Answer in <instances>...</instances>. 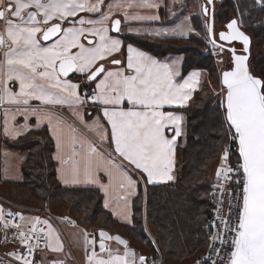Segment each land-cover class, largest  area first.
<instances>
[{
	"label": "snow or ice",
	"instance_id": "obj_1",
	"mask_svg": "<svg viewBox=\"0 0 264 264\" xmlns=\"http://www.w3.org/2000/svg\"><path fill=\"white\" fill-rule=\"evenodd\" d=\"M212 3L213 0H206L203 8L206 15V5ZM133 7L151 9L162 5L153 0H138V3L133 0L116 3L0 0V21L4 22L7 36L5 39L0 33V45H8L4 52L5 70L0 71V105H4L0 128L4 138L15 140L33 130L30 117L36 120V130L46 121L55 141V152L50 159L59 165L58 180L64 186L94 185L104 195L106 209L116 190L125 193L120 199L127 209L130 194L141 180L146 185L173 180L174 149L182 135L184 119L176 109L186 107L198 87V72L190 73L181 82L175 62L170 64L157 59L133 43L124 44L118 34L125 23L160 20L159 15H130L127 9ZM114 8L124 10L123 21L111 18ZM84 13L98 18H86ZM186 22L187 18L172 29H131L130 34L183 37L182 25ZM226 29L219 33L218 46L221 54L230 53L231 64L222 73L221 95L225 101L224 123L232 143H236L237 162L235 166L224 163L230 160L229 144L216 173V190L221 193V200L208 228L217 230L214 241L231 249L224 253L226 264H264V74L256 76L250 70L249 56L243 54L249 52L250 38L238 27V21L232 19ZM208 33L217 46L212 27L208 28ZM236 41L243 44L242 54H237L234 47H225ZM72 73L86 79L74 83L69 79ZM17 83L19 90L14 91ZM90 84H95V88L89 90L87 85ZM81 87H84L83 93ZM30 100L39 104L32 106ZM57 105H69L80 127L68 123L62 113L48 107ZM84 105L99 108L100 115L91 122L85 120ZM166 107L172 110L165 111ZM17 117L22 118L23 123H15ZM85 133H94L96 139L89 140ZM129 169L138 179H133ZM226 184L234 187L226 189ZM225 191L229 192L230 200L227 214L223 215ZM237 197L233 207L231 201ZM3 215L0 208V217ZM7 215L25 220L20 213L8 212ZM27 224L31 225L27 232L22 225H14L16 238L25 250L6 253L15 258L9 264H37L35 251L41 239L46 241V248L62 250L58 237L55 247L51 243L54 229L49 221L36 217ZM38 224L47 225V230L38 229ZM2 226L8 229L11 225L4 222ZM99 237L100 252H107L108 258L98 259L93 250L87 256L89 264H129L127 257L134 254L127 249V241L119 236L109 237L104 231L99 232ZM33 238L36 245L30 243ZM84 238L87 245L86 231ZM108 238L125 245L123 256L114 255L108 249L103 242ZM0 264H6L5 260L0 259ZM50 264H64V261L54 259ZM131 264L137 261L133 258ZM138 264H147L146 258L139 257Z\"/></svg>",
	"mask_w": 264,
	"mask_h": 264
},
{
	"label": "trees",
	"instance_id": "obj_2",
	"mask_svg": "<svg viewBox=\"0 0 264 264\" xmlns=\"http://www.w3.org/2000/svg\"><path fill=\"white\" fill-rule=\"evenodd\" d=\"M162 11L160 23L168 16L166 8ZM230 12L250 36V70L257 76L264 74V3L260 0H217L213 11L214 27L225 24ZM190 20L195 31L183 37L157 38L139 33L133 36L126 31L119 35L124 44L133 43L157 57L181 54V74L198 68L204 72V78L219 85L221 69L208 47L206 21L199 14H192ZM179 109L184 115V130L176 146L174 178L166 183L145 184L144 189L139 183L132 199L130 223H121L112 217L103 207L102 195L96 187H69L57 181L56 163L50 159L53 142L46 127L30 130L15 140L3 139L9 148L24 151L25 157L20 164L19 180L0 177V196L23 206L44 207L59 203L76 223L86 228L115 230L139 249L145 238L144 216L166 261L191 262L205 245L206 190L210 167L216 163L225 138L226 124L223 101L209 93L204 82L194 91L187 106Z\"/></svg>",
	"mask_w": 264,
	"mask_h": 264
},
{
	"label": "crops",
	"instance_id": "obj_3",
	"mask_svg": "<svg viewBox=\"0 0 264 264\" xmlns=\"http://www.w3.org/2000/svg\"><path fill=\"white\" fill-rule=\"evenodd\" d=\"M167 1L168 0H153V2L155 4L162 5V7H158V8L154 7V8L148 9V8L133 7V8L127 9V11L129 12L130 15H137V14H139V15H159L160 20L158 22H147V21H144V22L125 23L123 25L122 31L130 32L131 29H149V26H148L149 23H153L154 25L155 24H162V23H160V21L162 20V12H163L162 8L163 9L164 8L167 9V15H168V7H167L168 2ZM92 2H95V0H92ZM107 2L116 3V2H119V0H106V3ZM133 2L134 3H138V0H133ZM31 10L35 11V9H31ZM106 10L107 9H105V11ZM83 15H85L86 18H91V19H97L98 18L97 16L91 15V14H88V13H84ZM111 18L112 19L113 18H118V19H121L123 21L124 20V10L114 8ZM153 24H150V25H153ZM0 33H3L5 39H7L6 32H4V22L3 21H0ZM110 34H114V33H110ZM139 34H145V33L141 32ZM146 35L155 36L154 34H146ZM44 46H47V45L45 44ZM7 50H8V45L7 44H5L3 46H0V71H4L5 70L4 69V61H5L4 52H6ZM141 50H143V49H141ZM143 51H145V50H143ZM145 52H147V51H145ZM147 53L152 55V56H154V57H156L157 59H160L162 61H166V62H168L170 64L175 62L176 71L178 73H180V76L178 77V79L181 80V82H182V79L183 78H187L190 73H192L194 71L198 72L199 73V76H198V87L196 88V90L199 89L202 86V83H203V80H204V72L201 69L192 68V69H189L188 71H186L185 73L181 74V72H180L181 61H182L181 58H175L176 55H174V54H167V55H165L163 57H157V56H155V55H153V54H151L149 52H147ZM168 58H171V59H168ZM69 79L72 82L75 83L77 81H84L85 80V76H82V75L76 74V73H72L71 75H69ZM91 88H95V84H91ZM13 90L14 91H18L19 90L18 83L13 86ZM193 93H194V91H193ZM193 93H192V95H193ZM192 95H191V97H192ZM191 97H190V99H191ZM190 99H189V101H190ZM189 101L187 102V104L189 103ZM29 103L32 106H36V105L39 104V102L35 101V100H30ZM3 107H4V105H0V125L3 124ZM48 107L54 108L57 112L62 113L63 117L68 121V123L75 124L76 127H80L79 122L76 121L75 118L73 117L72 110H71L69 105H63V106L57 105V106H48ZM82 109H83V112L85 113V116H84L85 120H87L89 122H91L94 118H96V117H98L100 115V110L97 107H89L87 105H84V106H82ZM164 110L165 111H170L172 109L166 107ZM176 111H178V113L184 117L183 112L179 108L176 109ZM15 123H23L22 118L17 117ZM35 125H36L35 118L30 117V126L32 127V129H35ZM41 127H46V129L48 131V127H47V122L46 121H45L44 125H42ZM80 130L82 132L85 131L83 128H81ZM183 130H184V119L182 121V133H183ZM48 134L51 137L49 131H48ZM85 134L87 135L89 140H95L96 139V136H95L94 133H85ZM3 139H4V136H3L2 128H0V177L3 178V179H9V180H16V179L19 180L20 174H21L20 164H21V162L23 161V159L25 157V152L22 151V150L9 148L5 144ZM8 139H12V138H8ZM66 140H67V137H66ZM52 142H53V150H52V155H53V153L55 152V141L52 140ZM177 142H178V140H177ZM105 147H106V145H105ZM175 154H176V147L174 149L173 167H172V173H171L173 175V177H174L175 167H176V161H175V157L176 156H175ZM55 163H56L55 164V176H56L57 181L61 184V182L57 178V172H56V169L59 167V165H58L57 162H55ZM117 163H119V160H117ZM129 172L132 173V169H129ZM132 174H133V179H138V176L136 174H134V173H132ZM211 175H212V172H211ZM141 181H142L143 184H145L143 180H141ZM105 182H107V178H105ZM158 183H166V182H158ZM68 186L69 187H83V186H93V187H95L94 185H85V184L68 185ZM137 190H138V188H134L132 194H130V199L127 202V204H128V208L127 209L125 207V202L122 199H120V197L124 196L125 193H123L122 191H119V190H116V191L113 192V194L111 196V199H110V207L108 209H106L104 207L105 197L101 193V195H102V205H103V207L106 210H108L111 213L112 217H114L117 221H119L121 223H130V221H131V213H132V211H131L132 199L136 195ZM4 200H5V198L0 196V208H2V205L4 204ZM113 213H116V214L114 215ZM26 216H27L26 220H32V219H34L36 217H39V219L41 221L47 220V217H43L40 214H36V215L35 214L34 215L26 214ZM53 229H54V233H53V237H52L51 243H52L53 247H55L56 243H57L56 237H58L59 238V243L62 245V250L57 252V251H53L51 248H47L48 256H50V257H55V256L59 257L58 254H63V252L68 254L69 249H68V247L66 248L67 245H66L65 241L63 240V237L62 236H61L62 238L59 237V234L55 231V228H53ZM119 236L121 237V235H119ZM70 264H74V263H70Z\"/></svg>",
	"mask_w": 264,
	"mask_h": 264
},
{
	"label": "built area",
	"instance_id": "obj_4",
	"mask_svg": "<svg viewBox=\"0 0 264 264\" xmlns=\"http://www.w3.org/2000/svg\"><path fill=\"white\" fill-rule=\"evenodd\" d=\"M209 50L211 53H214L216 51V47L214 45L209 44ZM89 90H91V87H88ZM81 93L84 91V87H81ZM231 144V155H230V160L225 161L224 163L229 164V166H235L237 162V155H236V143H232V138L228 133L227 125H226V134L225 138L222 143V147L219 151V156L218 159L215 163L217 164L216 170L213 173V176H210L208 187L206 190V201H207V214L206 218L204 221L203 229H204V236H205V245L203 248V251L201 254L193 261L191 262H168L164 259V256L160 252L157 244L154 242L153 243V249L144 251L139 248L131 247V250L134 251V259L139 261V257L143 256L147 260V264H197V262H201V264H204V261H207V264H226L227 261V256L224 254L225 252H230L231 249L227 248L226 245H222L218 240H213V237L216 235V228L213 227L211 230H209L208 225L211 223V221L215 218V208L217 206L218 201L221 200V193L216 190L218 187L217 185V178H216V173L218 168L220 167L222 163V155L224 153L225 148H227ZM235 180L236 177H233ZM234 185L231 184H226L225 188H232ZM242 188V185H241ZM223 201H224V213L223 215L227 214L228 211V203L230 200L229 192L225 191L223 195ZM237 199H233L231 202L233 204V207H235V204L237 202ZM2 210L5 213L2 217H0V259H4L6 264H9L10 261H14V257H8L5 254L12 252L14 250L17 251H24V245L19 241V239L16 238V230L14 225L20 224L23 226V230L27 232L30 228V224H27L28 220H21L19 216L13 217L7 215L8 212L12 213H20L24 217V213L20 210V208L15 205L13 202L9 201L6 202L2 205ZM73 221L71 218L69 219V222ZM4 222H8L11 226L8 229H5L2 225ZM145 225V222H144ZM40 227H43L45 231L47 230V225H37V228L39 229ZM85 230L88 233L89 236V243L84 245L83 248V258L82 262H74V264H89L87 256L91 255L92 251L95 250L97 254L98 259H107L108 258V253L100 252L99 244L101 242V238L99 237V232L104 231L106 232L104 228H96L94 229L93 227L91 228H86ZM107 233V232H106ZM43 235V233L41 234ZM109 236V235H108ZM7 237V238H6ZM113 237V236H109ZM112 238L104 239V243L107 245L108 249L112 252L113 247L110 243ZM91 241H94L92 243ZM30 243L33 245L37 244V241L33 238L30 240ZM46 241L44 239H41L39 241L38 247L36 248L35 251V259L37 261V264H50L51 260H61L64 261V264H66L64 258H58V257H50L48 256L47 253V248L45 247ZM128 244V243H127ZM214 244V247H211ZM158 249V251H157ZM219 249H223V251H217ZM71 256V255H70ZM74 259V257H71ZM133 260V259H132ZM131 260V261H132ZM131 261H129V264H131Z\"/></svg>",
	"mask_w": 264,
	"mask_h": 264
},
{
	"label": "rangeland",
	"instance_id": "obj_5",
	"mask_svg": "<svg viewBox=\"0 0 264 264\" xmlns=\"http://www.w3.org/2000/svg\"><path fill=\"white\" fill-rule=\"evenodd\" d=\"M167 2H168V4H167V7H168L167 20L163 21L164 23H162V24H155L154 25L153 23H149L148 26H149L150 30L151 29H157V28L172 29V28H175L176 25L184 22L187 18V22L183 23V25H182L184 30H185V35H187L189 33V31H188L189 29H191L190 32L195 31L193 26H192L191 20H190V16L192 14H199L203 18L204 21L207 20V17L204 16L202 14V11H201V5H202L203 0H168ZM213 6L214 7L216 6V2H214ZM174 14H175V18H174ZM233 15H234V13L230 12L228 18H230ZM150 24H153V25H150ZM213 54L215 56L216 63H217V66L219 69L226 68L227 66H229L231 64V59H230L229 53L224 52L223 54H221L220 48L218 46H216V51ZM174 55H176L175 58H181L182 59L181 54H174ZM203 82L208 86V92L209 93L214 94L215 97L220 98L223 101V96L221 95L223 86H221L220 82H219V85H216L213 82H211L210 78H208V77L207 78L205 77ZM216 167H217V164L216 165L214 164L210 167L211 172H212L211 176H213V173L216 170ZM20 178H21V174H20ZM140 184L142 186V189H144L145 184H143L142 181H140ZM143 193H144V190H143ZM143 199H144V195H143ZM9 201L10 200L5 198L4 203L9 202ZM14 204L16 205V203H14ZM17 206L24 213L25 220L27 219L26 214H31V215L40 214L43 217H47V220L49 221V223L52 225L53 228H55V231L59 234V237H61V236L63 237V240L65 241V243L67 245L66 248L68 247L69 251H68V254L64 253V252H63V254H58L59 255L58 258L66 259L65 260L66 264L74 263L75 261L80 263L82 261L83 248L85 245L84 232L87 229H86V227H84L78 223L72 224L71 222H69V219L71 217L65 212L64 209H61L59 203L52 204V205L47 204L44 207L39 206V205L38 206H29V205L23 206L20 204H18ZM143 208H144V206H143ZM144 222H145V217L143 216V227H144V232H145V238L142 240L140 248L144 251H148V250L153 249V243L155 242V239H154L153 234L151 233L150 229L148 228L146 222H145V225H144ZM88 228H91V227H88ZM93 228L96 229L99 227H93ZM101 228H104V227H101ZM104 229H106L105 231L108 233L109 236L116 237V236L120 235L115 230L112 231V230L107 229V228H104ZM120 238L126 241V239L124 237L121 236ZM110 243L113 247L112 253L114 255L118 254V255L123 256V254L126 250L125 245L119 243L115 239H111ZM131 247H134V246L131 245L130 243H128L127 249L131 253L135 254L134 251L131 250ZM55 257H57V256H55ZM71 257H74V259ZM133 258H134L133 256L127 257V259L129 261H131ZM178 262H180V261H178Z\"/></svg>",
	"mask_w": 264,
	"mask_h": 264
},
{
	"label": "water",
	"instance_id": "obj_6",
	"mask_svg": "<svg viewBox=\"0 0 264 264\" xmlns=\"http://www.w3.org/2000/svg\"><path fill=\"white\" fill-rule=\"evenodd\" d=\"M205 4H206V0H203L202 5H201V11H202V14H203L204 16L207 17V20H206L207 37H208L209 41L211 42L212 37L209 36L208 28H209V27H212V29H213V33L215 34L216 43H217V46H218L219 43H221V42L219 41V39H218V37H219V33H220L221 31H226V30H227V29H226V25H227V23H228L229 21H231L232 19H236V20H237V18H236L235 16H231V17L225 22V24H224V28L219 29L218 31H216V28L214 27V23H213V11H214V6H213V4H214V0H213V3H212V4L207 5V8H208V13H207V15H206V14L204 13V11H203V8L205 7ZM113 19H118V18H113ZM237 21H238V20H237ZM238 27H240V26H239V23H238ZM240 28H241V27H240ZM241 30L244 31L242 28H241ZM244 32H245V31H244ZM245 34L248 35L246 32H245ZM248 36H249V35H248ZM249 38H250V36H249ZM236 42L240 43V45H241V47L239 48L240 51H237V48H236L235 45L233 44V43H235V42H232L231 44H226L225 47H229V48L234 47V48L236 49V53H237V54H242V53H243V44H242L241 41H236ZM211 43H212V42H211ZM212 44H213V43H212ZM250 44H251V39H250ZM0 46H3V45H0ZM218 47H219V46H218ZM243 54L249 56V55H250V47H249V52H248V53H243ZM229 56H230V59H231V55H230V53H229ZM247 63H248V61H247ZM229 66H230V65H229ZM229 66H227L226 68H223V69L220 70V73H219V82H220L221 86H223V85H222V73H223L224 71L228 70V69H229ZM69 75H71V74H69ZM256 76H257V75H256ZM85 79H86V77H85ZM223 108H225L224 97H223ZM224 115H225V111H224ZM233 131H234V130H233Z\"/></svg>",
	"mask_w": 264,
	"mask_h": 264
},
{
	"label": "flooded vegetation",
	"instance_id": "obj_7",
	"mask_svg": "<svg viewBox=\"0 0 264 264\" xmlns=\"http://www.w3.org/2000/svg\"><path fill=\"white\" fill-rule=\"evenodd\" d=\"M217 0H214V2H216ZM222 28H224V25H222L221 27H219V28H216V31H218L219 29H222ZM234 45H235V47L237 48V51H240V47H241V45H240V43H238V42H235V43H233Z\"/></svg>",
	"mask_w": 264,
	"mask_h": 264
}]
</instances>
